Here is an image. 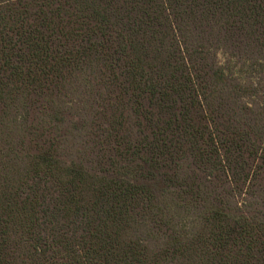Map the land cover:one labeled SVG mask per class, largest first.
Wrapping results in <instances>:
<instances>
[{
  "label": "trees",
  "instance_id": "1",
  "mask_svg": "<svg viewBox=\"0 0 264 264\" xmlns=\"http://www.w3.org/2000/svg\"><path fill=\"white\" fill-rule=\"evenodd\" d=\"M0 264H264V0H0Z\"/></svg>",
  "mask_w": 264,
  "mask_h": 264
}]
</instances>
